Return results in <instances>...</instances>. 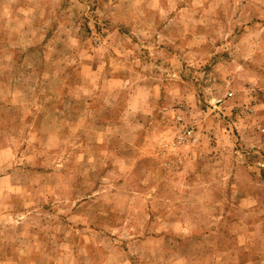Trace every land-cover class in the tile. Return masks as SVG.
I'll return each instance as SVG.
<instances>
[{"label": "rangeland", "instance_id": "obj_1", "mask_svg": "<svg viewBox=\"0 0 264 264\" xmlns=\"http://www.w3.org/2000/svg\"><path fill=\"white\" fill-rule=\"evenodd\" d=\"M211 3L193 13L180 0L167 21L130 29L101 0L49 3L43 20L32 0H0V132L35 154L0 171V264H148L134 246L160 264L193 250L199 264H264V119L256 139L240 131L264 117L251 110L264 80L241 81L247 105L217 91L235 86L237 55L251 54L237 61L249 79L264 74V53L255 36L233 40ZM101 86L119 94L112 106ZM141 92L151 135L144 113H125Z\"/></svg>", "mask_w": 264, "mask_h": 264}, {"label": "clouds", "instance_id": "obj_2", "mask_svg": "<svg viewBox=\"0 0 264 264\" xmlns=\"http://www.w3.org/2000/svg\"><path fill=\"white\" fill-rule=\"evenodd\" d=\"M34 5L35 16L33 18L44 19V9L47 7L49 3H58V0H32ZM180 2V0H107V3H104V0H101V4L103 6V11L100 12L101 16H108L112 20H126L128 27L131 29L133 26H139L140 24H144L146 21L150 20L152 24H157L158 21L168 20V14L172 11H175V6ZM207 0H192V4L194 6L193 13L196 9H202L204 3ZM73 7L78 5V0H72ZM222 7L225 11V25L224 27L228 30V32L233 33V40H236L238 37L242 38L244 35L255 36L257 39L256 51H260L264 53V48H261L260 45L264 44V41L260 40V36L264 35V0H212L209 8H220ZM166 9V10H165ZM77 11H79L82 15H91L88 9H85L83 6L77 7ZM47 23V21H45ZM123 25H115V27L119 28ZM238 29V30H237ZM144 34V33H142ZM71 37V33L68 34ZM146 35V34H145ZM178 38V37H177ZM73 43L75 40L73 39ZM244 59L251 60V54L243 53ZM241 55H237L234 64V71L232 73V82L234 87H226L223 91L219 92V99L222 100L223 96L228 95L229 91L233 95H237L240 92L245 93V97H239L244 105H247L249 101L252 99L251 96H248L247 91L242 86L241 81L247 80L248 83H251L254 87L257 84L258 80H264V74L257 72L254 78L249 79L247 77V73L253 71L247 65H242L238 63L241 59ZM179 61H177L178 63ZM175 68V65H174ZM178 78V77H173ZM97 85L95 82L93 83V89H96ZM124 89L127 90V94L131 96V94L136 91L137 85L135 81L129 80L124 84ZM101 94L105 96L106 103L109 106H112L113 103L119 98V94H113L112 91L109 90L106 86L100 87ZM207 92L210 94L212 92V88L207 89ZM144 103L137 105L133 102L132 99H126L125 104L127 105L125 109V113L127 116H134L135 113L140 112L144 113V124L137 122L138 128H144L145 131H149V135L151 132L145 125L148 123V117L154 111L153 108L147 106L148 94L147 92H141ZM189 98L195 99V91L189 93ZM207 99V97H206ZM257 107L252 108V112L259 111L261 108H264V101H260L259 96H256ZM209 103L215 105L217 102V97H212L208 100ZM251 123L244 124L241 122L240 131L241 134L244 135L245 140L248 139V135H251L253 139H256V133L252 130L254 128H259L258 121L260 119H264V117H250ZM261 132H264V128H260ZM15 130H13V133ZM258 143V140H256ZM7 144V147L4 151L0 152V171H7L8 169H13L14 174L20 170V166L25 164L26 162H31L35 159V154H30L28 151L21 153L19 151V145L24 143H29L31 146V142L25 140V138L20 136L10 135L8 133L0 132V147H3ZM191 147V146H189ZM19 155V158H18ZM19 183V180H17ZM132 252H139V256L143 257L148 264H160V260L157 259V254L155 250H138L135 246L130 249ZM162 260V258H160ZM124 264H130L128 259H125ZM186 264H199V256L196 251H190L188 255V259Z\"/></svg>", "mask_w": 264, "mask_h": 264}]
</instances>
